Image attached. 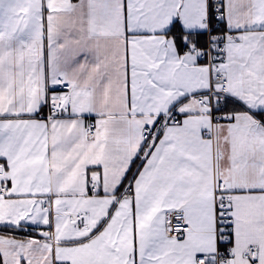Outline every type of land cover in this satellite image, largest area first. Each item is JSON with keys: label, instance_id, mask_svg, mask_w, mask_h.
Here are the masks:
<instances>
[{"label": "snow or ice", "instance_id": "snow-or-ice-1", "mask_svg": "<svg viewBox=\"0 0 264 264\" xmlns=\"http://www.w3.org/2000/svg\"><path fill=\"white\" fill-rule=\"evenodd\" d=\"M0 264H264V0H0Z\"/></svg>", "mask_w": 264, "mask_h": 264}]
</instances>
